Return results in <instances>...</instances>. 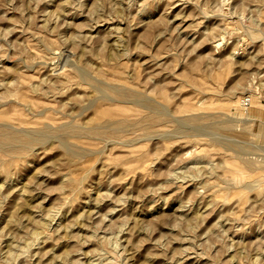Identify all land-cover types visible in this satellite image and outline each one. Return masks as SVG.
I'll return each mask as SVG.
<instances>
[{
	"label": "rangeland",
	"instance_id": "1",
	"mask_svg": "<svg viewBox=\"0 0 264 264\" xmlns=\"http://www.w3.org/2000/svg\"><path fill=\"white\" fill-rule=\"evenodd\" d=\"M157 110L0 151V264H264V0H0V124Z\"/></svg>",
	"mask_w": 264,
	"mask_h": 264
},
{
	"label": "bare ground",
	"instance_id": "2",
	"mask_svg": "<svg viewBox=\"0 0 264 264\" xmlns=\"http://www.w3.org/2000/svg\"><path fill=\"white\" fill-rule=\"evenodd\" d=\"M78 70V69H77ZM80 74V73H79ZM93 88V87H92ZM102 94V93H100ZM103 95V94H102ZM107 96V95H106ZM100 98V97H99ZM102 99V98H101ZM108 100V99H107ZM110 101V100H109ZM135 101V100H134ZM138 100H136L137 102ZM252 103L251 104V107H247L246 109L247 110H244V111H247V112H244L243 113H247V114H251L253 112V109L254 107H256L255 105V102L251 100ZM93 103V102H91ZM139 103V102H137ZM156 103V102H155ZM187 103V102H186ZM235 103V102H234ZM88 104V103H87ZM92 105V104H91ZM139 105V104H138ZM87 106H90V105H87ZM86 106V107H87ZM250 106V105H249ZM85 107V108H86ZM235 107V106H234ZM88 109V108H87ZM165 109V108H164ZM168 110V109H167ZM156 112V111H155ZM169 113V112H168ZM81 114V113H80ZM155 114V113H154ZM166 114V113H165ZM195 114V113H194ZM170 114H168L169 116ZM68 116V115H66ZM167 116V115H165ZM192 116V115H191ZM197 116H200L197 115ZM202 116V115H201ZM164 117V114L163 112L161 111H158L156 112L155 115L153 116H149L147 118H145L142 122L138 123L136 121H127V120H122V121H116V120H111V119H104L102 122H98L97 123V120L95 121V126L94 128L92 129H88L85 131V129H87L86 127H83V126H79L75 123H61L60 125H58L57 127L56 124L54 123H51V122H46L44 124H42V129L41 131H33V130H21V129H17V128H13L9 125H2L0 124V127H6L7 129H9L8 131L9 132H0V151H5V150H25L26 148H28L31 144L35 143V142H40L42 140H45V139H48V138H52V140L54 138L56 139H59L60 141L65 140L66 138H70V137H74L73 134L74 133H77L76 135L78 136H75L77 138H81V137H88V138H94V139H98L102 142H110V143H113L112 141H114V138L118 137V134L124 130L126 127H129V126H135V125H138L140 127V125H147L148 127L151 125V124H154V122L157 120H160ZM210 117V116H209ZM70 118V116H69ZM74 118V117H73ZM188 119V123L190 122L189 121V118L186 117ZM200 118V117H199ZM207 118V117H206ZM71 119V118H70ZM173 119V118H172ZM186 119V121H187ZM191 119V118H190ZM196 116L193 117L191 120L193 121H196ZM204 121V119H201ZM200 120V121H201ZM208 120V119H206ZM210 120H213V118H211ZM138 121V120H137ZM170 121V120H169ZM168 121V122H169ZM177 121V120H176ZM215 121H216V118H215ZM214 121V122H215ZM171 122V121H170ZM180 122V121H179ZM208 122V121H207ZM206 122V123H207ZM211 124H206L208 128L209 125L211 126V128L214 130V131H226V130H230L228 129L229 126H226L224 124L223 121H221L222 123H219V124H212V121H210ZM217 122V121H216ZM232 122V121H231ZM94 123V122H93ZM92 123V124H93ZM177 123V122H176ZM184 123V122H183ZM178 124V123H177ZM181 124V123H180ZM195 124V123H194ZM19 125H22L19 124ZM32 125H37L35 123H33ZM163 125V124H162ZM197 125V124H196ZM85 126V125H84ZM161 126V125H159ZM158 126V127H159ZM180 127V125H178ZM138 127V128H139ZM157 127V126H156ZM176 127V126H175ZM22 128V127H21ZM154 128V127H153ZM3 129V128H2ZM6 129V130H7ZM133 129V128H132ZM143 129V128H142ZM141 129V130H142ZM150 129V128H148ZM192 129V128H191ZM128 130V129H127ZM131 130V129H130ZM137 130V129H136ZM140 130V129H139ZM175 130V129H174ZM203 130V129H202ZM125 131V130H124ZM135 131V130H134ZM178 131L181 132L178 128ZM186 131V130H185ZM193 131V130H192ZM147 132V131H146ZM228 133V131H226ZM197 133V132H195ZM205 134V133H204ZM167 135V134H166ZM200 136V135H199ZM203 136V135H202ZM208 136V135H207ZM220 136V135H219ZM143 137V136H142ZM145 137H148V136H145ZM205 137V136H204ZM238 137V136H237ZM110 138H113V140H111ZM242 138V137H241ZM73 139V138H72ZM111 140V141H108V140ZM167 139V138H166ZM50 140V141H52ZM117 140V139H115ZM58 141V140H57ZM227 141V140H226ZM229 141V140H228ZM231 141V140H230ZM116 142V141H115ZM109 143V144H110ZM218 143V142H217ZM233 143V142H232ZM239 143V142H238ZM58 144L62 145V143L58 142ZM64 144V143H63ZM118 144V143H117ZM129 144V143H128ZM236 144V143H235ZM107 145V143L105 144ZM65 146V145H64ZM63 146V147H64ZM69 150V149H68ZM199 150V149H198ZM234 151L238 154V153H242L244 151V148L242 146H239V145H234ZM17 152V151H16ZM71 152V151H69ZM188 153V152H187ZM75 155V154H74ZM252 156V155H251ZM254 157V156H253ZM255 161V160H254ZM192 162V161H191ZM196 163V162H195ZM198 163V162H197ZM196 163V164H197ZM255 164V162H254ZM253 162H250V161H242L241 162V167L244 168V169H248L250 170L251 167L254 166ZM220 165V164H219ZM258 165V164H256ZM258 167V166H257ZM195 169V168H194ZM263 169V168H262ZM192 170V169H191ZM211 170V169H210ZM213 170V168H212ZM255 170V169H254ZM260 170V169H259ZM263 172V171H262ZM9 176V175H8ZM191 179V178H190ZM188 179V180H190ZM185 180V179H184ZM187 180V179H186ZM192 180V179H191ZM183 181V180H182ZM61 182V181H60ZM192 182V181H191ZM205 185V184H204ZM128 197V196H127ZM95 200V199H94ZM87 218V217H86ZM85 218V219H86ZM40 223V222H39ZM38 223V224H39ZM44 224V223H42ZM40 225V224H39ZM43 226V225H42ZM124 226V225H123ZM44 227V226H43ZM47 228V227H46ZM45 229V228H44ZM95 229V228H94ZM123 230V229H122ZM121 231V229H120ZM122 232V231H121ZM116 233V232H115ZM39 234V233H38ZM93 234V232H92ZM120 234V233H119ZM91 235V234H90ZM43 236V235H42ZM92 236V235H91ZM104 237V236H103ZM44 240V239H43ZM116 240V239H115ZM44 243V242H43ZM45 244V243H44ZM112 249V248H111ZM9 251V250H8ZM183 252V251H182ZM240 253V252H239ZM45 255V254H44ZM106 260V259H105ZM180 263V262H179ZM178 263V264H179ZM41 264V263H40ZM55 264V263H53ZM59 264V263H58Z\"/></svg>",
	"mask_w": 264,
	"mask_h": 264
},
{
	"label": "built area",
	"instance_id": "3",
	"mask_svg": "<svg viewBox=\"0 0 264 264\" xmlns=\"http://www.w3.org/2000/svg\"><path fill=\"white\" fill-rule=\"evenodd\" d=\"M249 102H250V100H249L248 98L242 100V104H243V106H244L245 108L249 106Z\"/></svg>",
	"mask_w": 264,
	"mask_h": 264
}]
</instances>
